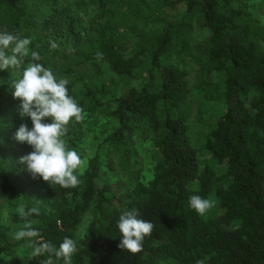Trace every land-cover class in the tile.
I'll list each match as a JSON object with an SVG mask.
<instances>
[{
  "label": "trees",
  "instance_id": "16d2710c",
  "mask_svg": "<svg viewBox=\"0 0 264 264\" xmlns=\"http://www.w3.org/2000/svg\"><path fill=\"white\" fill-rule=\"evenodd\" d=\"M88 1L0 0V264H264V0Z\"/></svg>",
  "mask_w": 264,
  "mask_h": 264
},
{
  "label": "rangeland",
  "instance_id": "374dc122",
  "mask_svg": "<svg viewBox=\"0 0 264 264\" xmlns=\"http://www.w3.org/2000/svg\"><path fill=\"white\" fill-rule=\"evenodd\" d=\"M252 1L259 4L263 3V0H252ZM252 1L251 3L253 4ZM59 4L60 6L69 9L72 12V14L83 25L88 24L95 14L94 7L90 5L88 0H84L82 3L80 0H60ZM261 15L263 17V22H264V8ZM187 69L189 72L188 79L191 85H194L196 67L190 60L187 61ZM192 100H193L194 113L192 114L191 117V130L195 142H200L204 139V136H206L207 131L209 130L212 124L211 119H213V116L216 114V111H214V108H208V106H206L200 100V98L196 97V95L192 97ZM30 103L34 107H36V105L39 103L37 97L33 96L32 99L30 100ZM89 146H91V151L95 149L93 145H88V148ZM138 149H139V158L141 164H140V172L137 173V175L140 180H148L152 175L150 147L148 143L141 142V144H139ZM84 153L86 155L87 153L86 150ZM104 158L106 159L107 162L110 161L111 163H114L113 165H116L114 162V157L112 155L111 156L107 155ZM72 165H73V159L69 158L61 165V170L68 172L72 169L73 167ZM113 180L114 183H119V185L122 188L126 189L129 186L128 180L125 178V175L122 174L120 171L115 172V175L113 176ZM13 208L14 207L10 204V202L0 198V233H4L11 242L18 243L21 239L20 227L14 225L9 217V211H11ZM14 211H17V209ZM90 222H91V216L85 217L81 222L76 234V239H75L76 244H78L82 240ZM30 241H31L30 237H27L25 241L23 240L20 246L17 247L16 253L19 256L27 257L35 262H38L39 259L36 258L32 250H30V247L32 245ZM161 264H170V262H162Z\"/></svg>",
  "mask_w": 264,
  "mask_h": 264
}]
</instances>
